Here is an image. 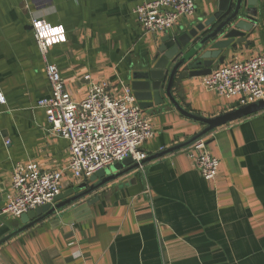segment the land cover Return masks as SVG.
Returning <instances> with one entry per match:
<instances>
[{
	"label": "crops",
	"instance_id": "1",
	"mask_svg": "<svg viewBox=\"0 0 264 264\" xmlns=\"http://www.w3.org/2000/svg\"><path fill=\"white\" fill-rule=\"evenodd\" d=\"M147 1L153 0H0V237L20 225L2 212L14 195L18 163L61 171V192L85 181L70 168L69 141L50 132L39 106L51 84L32 20L54 26L47 60L75 100L87 96L91 81L107 82L120 97L134 72L153 67L163 37L186 33L219 4L196 0L194 15L150 33L135 13ZM251 8L253 32L236 49H224V63L215 60L214 70L264 51V0ZM204 77L174 87L193 112L211 117L241 106L206 88ZM141 109L155 132L143 145L145 157L205 126L167 105ZM205 138L220 160L215 181L202 176L186 148L154 158L94 193L100 199L91 212L48 217L1 244L0 264H264V110Z\"/></svg>",
	"mask_w": 264,
	"mask_h": 264
},
{
	"label": "built area",
	"instance_id": "2",
	"mask_svg": "<svg viewBox=\"0 0 264 264\" xmlns=\"http://www.w3.org/2000/svg\"><path fill=\"white\" fill-rule=\"evenodd\" d=\"M196 9V0H153L139 5L135 13L143 30L155 33L167 31L182 17L194 15ZM31 24L47 62L51 84V94L39 100V106L46 110L50 132L69 141L74 175L86 179L128 157L143 159V145L155 132L138 105L133 88L125 86L118 97L107 82L91 81L87 96L75 100L58 66L47 60L54 26L40 18H34ZM203 84L221 96L236 98L240 105L264 99V51L253 58L217 67L204 77ZM207 144L203 137L185 150L202 176L215 181L220 160L208 151ZM62 176L61 171H44L35 162L18 163L13 169L14 195L2 212L19 217L52 202L62 191Z\"/></svg>",
	"mask_w": 264,
	"mask_h": 264
},
{
	"label": "water",
	"instance_id": "3",
	"mask_svg": "<svg viewBox=\"0 0 264 264\" xmlns=\"http://www.w3.org/2000/svg\"><path fill=\"white\" fill-rule=\"evenodd\" d=\"M259 0H219L218 9L206 20L181 35L162 38L158 54L152 66L132 74L131 86L141 108L167 105L188 118L204 124L194 136L171 148L146 156L140 161L128 157L108 168L95 172L84 183L61 192L52 202L19 216L20 225L8 227V233L0 237V245L14 236L35 226L51 216L83 214L91 212V206L100 196H93L106 184L136 170L148 161L181 148H187L200 138L206 137L216 128L248 117L264 110V99H260L216 116H203L193 112L183 96L175 94L174 87L186 77L206 76L212 73L215 60L224 63L223 50L234 49L254 30L255 10ZM250 6L247 10L243 7ZM177 84V85H176Z\"/></svg>",
	"mask_w": 264,
	"mask_h": 264
}]
</instances>
